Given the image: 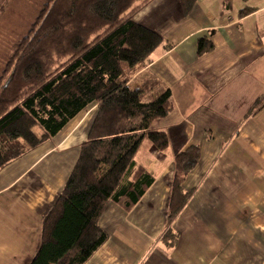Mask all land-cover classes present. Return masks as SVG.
Returning a JSON list of instances; mask_svg holds the SVG:
<instances>
[{"label":"crops","instance_id":"obj_1","mask_svg":"<svg viewBox=\"0 0 264 264\" xmlns=\"http://www.w3.org/2000/svg\"><path fill=\"white\" fill-rule=\"evenodd\" d=\"M133 20L162 38L128 84L170 91L172 111L152 123L169 145L136 154L153 183L129 211L106 205L107 240L85 264H264V105L253 109L264 97V0H196L187 16L178 0H154ZM200 39L212 46L201 55ZM95 113L0 170V264L34 258ZM191 146V196L167 224L174 158Z\"/></svg>","mask_w":264,"mask_h":264},{"label":"trees","instance_id":"obj_2","mask_svg":"<svg viewBox=\"0 0 264 264\" xmlns=\"http://www.w3.org/2000/svg\"><path fill=\"white\" fill-rule=\"evenodd\" d=\"M152 1L48 0L40 24L16 44L0 77V170L96 107L77 161L43 219L30 264H85L107 240L98 225L106 205L129 211L153 183L134 157L142 149L148 154L147 145L167 149V133L152 129V123L172 111L170 91L152 96L154 81L138 88L128 84L162 43L157 32L133 20ZM178 1L183 16L196 2ZM251 11L245 7L238 15ZM211 48L208 41L199 40V55ZM55 57L65 61L55 65ZM263 105L264 97L253 109ZM198 161L194 146L174 158L167 224L191 196L183 182Z\"/></svg>","mask_w":264,"mask_h":264},{"label":"rangeland","instance_id":"obj_3","mask_svg":"<svg viewBox=\"0 0 264 264\" xmlns=\"http://www.w3.org/2000/svg\"><path fill=\"white\" fill-rule=\"evenodd\" d=\"M47 2L48 0H0V77L4 74L16 44L31 36L36 29ZM53 61L56 65L65 61V58L55 57ZM88 111L89 109L85 110L75 119L86 118Z\"/></svg>","mask_w":264,"mask_h":264}]
</instances>
